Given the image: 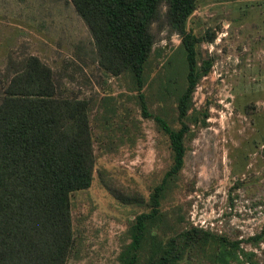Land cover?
<instances>
[{
	"label": "trees",
	"instance_id": "trees-1",
	"mask_svg": "<svg viewBox=\"0 0 264 264\" xmlns=\"http://www.w3.org/2000/svg\"><path fill=\"white\" fill-rule=\"evenodd\" d=\"M69 1L91 35L99 68L120 79L140 114L154 121L169 162L146 196L124 185L96 166L94 144L105 139L108 150L133 142L128 107H93L89 98L60 92L51 67L34 54L11 64L0 89V264H65L77 251L70 198L90 185L94 171L118 202L142 207L128 221L118 264H264L254 250L264 254V220L254 233L231 238L190 223L180 206L162 207L177 185L193 126L207 116L206 107L194 108L192 94L213 60L200 44L215 33L186 27L196 0ZM164 29L179 42L152 77V55L163 49L154 43Z\"/></svg>",
	"mask_w": 264,
	"mask_h": 264
},
{
	"label": "rangeland",
	"instance_id": "rangeland-1",
	"mask_svg": "<svg viewBox=\"0 0 264 264\" xmlns=\"http://www.w3.org/2000/svg\"><path fill=\"white\" fill-rule=\"evenodd\" d=\"M186 27L215 33L212 41L200 44L213 60L192 94L194 108L206 107L207 116L205 124L193 126L177 185L162 207L180 206L194 225L246 237L264 220V0H196ZM166 34L162 30L154 43L163 49L152 55L151 62L158 61L152 77L179 42L177 33ZM28 54L51 67L60 92L89 98L93 107L99 102L117 105L118 111L128 107L133 142L108 150L107 140L95 143L96 166L146 196L169 162L164 136L140 114L120 79L101 71L91 35L69 0H0V89L11 64ZM141 208L114 199L94 171L90 185L70 198L77 251L65 264H118L128 221Z\"/></svg>",
	"mask_w": 264,
	"mask_h": 264
}]
</instances>
